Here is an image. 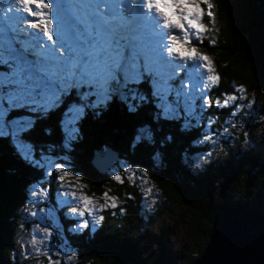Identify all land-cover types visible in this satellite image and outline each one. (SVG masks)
Wrapping results in <instances>:
<instances>
[{
  "label": "snow or ice",
  "instance_id": "snow-or-ice-1",
  "mask_svg": "<svg viewBox=\"0 0 264 264\" xmlns=\"http://www.w3.org/2000/svg\"><path fill=\"white\" fill-rule=\"evenodd\" d=\"M205 17L208 21L214 18L212 0H0V145L6 144L22 164L39 173L27 186L31 207L22 209L25 215L34 218L37 212L32 208L47 205L53 182L58 185L53 197L56 210L71 209L65 213V218L73 221L68 229L71 234L88 232L94 238L105 221V216L97 213L121 211L118 197L103 192L104 202L97 206L94 198L79 188L83 177L72 164V154L83 141L81 124L90 117L99 121L120 108L132 116L149 103L160 119L171 122L178 113V122L186 128L199 121V128L207 124L213 129L209 110L231 108L229 115L236 114L232 101L238 103L241 97L237 94L246 95L247 89L237 85L223 100L213 98L220 76L213 58L196 46L205 40L209 46L217 43L214 36H208L215 29L208 27ZM166 54L167 58L198 57L212 73V88L202 98L204 111H197L200 101L183 110L176 107L175 77H163L161 71ZM57 114L58 150L54 144L38 147L39 134H53L45 122ZM201 139L205 144L211 140L208 134L198 141ZM171 140L169 134L158 142L152 124L139 125L129 149H155L157 143L162 148ZM107 159L118 160L119 154L106 145L97 152L96 161L99 165ZM150 159L163 160V154L154 151ZM121 167L132 183L137 177L150 176L143 167ZM120 171L111 174V180L123 185ZM76 201L78 206H70ZM56 210L39 208L41 213H50L56 228L33 220L32 243L43 233L48 264H63L61 258L71 264L78 253L70 254L76 250L62 235ZM19 227L26 228L23 217ZM57 234L60 245L53 251ZM23 249L27 260L33 252L27 245Z\"/></svg>",
  "mask_w": 264,
  "mask_h": 264
},
{
  "label": "trees",
  "instance_id": "trees-1",
  "mask_svg": "<svg viewBox=\"0 0 264 264\" xmlns=\"http://www.w3.org/2000/svg\"><path fill=\"white\" fill-rule=\"evenodd\" d=\"M218 3L215 31L210 32L217 43L209 46L205 40L201 46V50L215 61L220 76L219 85L211 94L213 98L223 100L226 94L234 91V87L247 84L264 100V0H218ZM229 110L213 108L208 111L209 118L217 122L213 125L215 131L218 124L230 116ZM58 119L57 114L45 122L53 129V134L50 137L39 134L38 147L54 144L58 150L61 139ZM178 121L175 118L171 122L160 119L152 105L145 103L139 113L132 116L120 108L106 114L102 120L90 117L82 122L83 141L72 154V164L83 177L80 182L87 195L100 197L109 191L118 197L121 211L113 213L109 209L103 212L105 221L94 238H90L88 232L83 235L69 233L73 221L66 219L63 212L59 213L63 235L71 240L76 250L74 254L78 253V258L71 264H158L156 259L152 261L145 255V245L153 243L162 254L159 259L165 258L162 250H166L164 247L171 236L165 235L163 229L157 233L152 231L170 205L181 208L180 226L186 228L182 252L178 255L182 264H193L203 253L217 226L229 220L240 218L248 223L252 232L264 231L263 154L238 149L237 159L232 156L226 168L194 174L188 160L204 151H212L210 144L198 141L207 131V124L199 128L200 122L197 121L186 128ZM146 124H152L158 142L169 134L171 142L162 148L157 143L155 149L140 146L131 151L129 143L133 134L139 125ZM213 129H209L212 135L215 134ZM106 145L119 154V159L102 174L94 169L92 159L95 152L103 150ZM157 150L163 154V160L153 161L150 157ZM120 164L150 171L147 179L160 193L156 212L145 208L140 190L128 181V173L122 168L120 174L125 183L120 185L111 180V174ZM38 177L39 173L22 164L6 144L0 145V264H19L15 219L28 202L27 186ZM57 187L53 182L51 189ZM129 196L133 199H128ZM252 200L255 205L251 204ZM62 261L69 264L67 260ZM160 262L169 264L164 260Z\"/></svg>",
  "mask_w": 264,
  "mask_h": 264
},
{
  "label": "rangeland",
  "instance_id": "rangeland-1",
  "mask_svg": "<svg viewBox=\"0 0 264 264\" xmlns=\"http://www.w3.org/2000/svg\"><path fill=\"white\" fill-rule=\"evenodd\" d=\"M165 3H171L172 0H164ZM213 2V20L208 21L207 17L204 18V22L210 26V28H215V23L217 22V16H218V0H212ZM212 33V32H211ZM211 33H208V36L211 37ZM204 44V43H203ZM197 44L196 46L200 48L203 45ZM211 49V48H210ZM184 51V50H182ZM202 51V50H201ZM207 53V52H206ZM208 54V53H207ZM210 56V54H208ZM167 61H174L178 62V60H187L193 63L191 69L189 72L191 75L190 78V87L193 91L192 93L187 90V92H182L179 89V86L174 85L173 87V94L175 96V93H179L178 97H175L176 100V107L178 109H185L192 106V103L195 101H200V103L197 105V111H204L203 106V97H205V93L208 89L212 88V83L214 82V78L212 76V73L207 69L204 65V62L198 58L194 57L192 59H179L178 60L175 57L172 58H166L165 61L162 62V64L166 65ZM177 64V63H176ZM175 63H170L169 68L171 71H173V68H175L177 65ZM163 77H165L163 75ZM246 89V95L243 92L238 93L241 98L239 99V102L232 101V103L235 104V108L233 109L235 115H230L227 117V120H224L221 124H218V129H213L215 134L213 133V136L211 131L209 130L208 126L206 127L207 131L204 134H208V136L211 138L210 144L212 151H209L208 153H200L199 155L193 156V158H190L188 162L191 164V170L194 174H202L205 172H208L209 170L215 169H224L227 166V162L231 161V157L234 156V160H236L238 149H241L242 151H249L251 153L255 154H263L264 156V100L261 98L255 91L250 90L249 87H247V84H242ZM237 87V86H236ZM234 87V89L236 88ZM188 88V87H187ZM234 92V91H233ZM231 111V108H229ZM173 118L179 119V114H174ZM187 117H185L186 119ZM215 123L216 120H214ZM214 123V124H215ZM202 144L203 139L201 140ZM210 154V158H209ZM122 165L120 164L119 168ZM118 169V168H116ZM115 169V171H117ZM123 170V169H122ZM123 172V171H122ZM138 180V181H137ZM147 178H141L137 177L136 180L133 181V183L136 185V187L140 190L143 203L145 208L147 206V210L150 209V211L156 212V204H160L158 201V198H160V193L156 190L155 185L149 181L146 183ZM132 183V182H131ZM132 183V184H133ZM46 187L48 185H45ZM216 186V184H215ZM66 189L71 192V188L66 184ZM79 188L83 190V192L86 194L85 186L79 182ZM148 189H151L149 192ZM57 188L51 189V192L49 193V202L47 205L45 204H38L36 207H33L32 210L36 211V216L30 217L25 215V213L21 210L19 217H17L16 220V233H15V241H16V249H17V259L19 264H48L46 254H47V247H45L46 240L44 238L43 233L37 238L36 243H32V237L31 235L35 232L36 225L33 224V220L36 222V224H45L47 226L52 227L53 229L56 228V225H53L50 220V213L45 212L41 213L39 211V208L47 207L49 209L56 210L55 206V200L53 199ZM109 193V191H106ZM79 195V192H78ZM109 195H111L109 193ZM113 196V195H112ZM96 205H100L103 203L102 196L100 197H94ZM114 197V196H113ZM26 200H28L27 206L25 203V207H31L30 198L28 197V193L26 194ZM156 201V203H154ZM163 202V201H162ZM264 203V202H263ZM79 202L76 201L73 205L70 206H78ZM251 204H256L253 200L251 201ZM250 204V205H251ZM253 206V205H251ZM170 209V212L167 209L163 217L159 219L157 222V226L153 229V233H157L159 230L163 229L165 231V235L169 234L171 237L167 240V245L164 247L166 250H162L163 253L166 254L164 259H159L162 254L157 251V246L153 243H147L145 245V255L150 257V260L156 259L155 262H158L160 264V261H166L169 264H182L183 260H180V257L178 255L182 252L183 242H184V233H185V227L180 226V220L182 219V212L181 208L176 205H170L168 206ZM24 208V207H23ZM22 208V209H23ZM155 209V210H153ZM71 209H63V210H56V214L59 216L60 219V212H63L64 215L66 212L70 213ZM152 212V213H153ZM98 215H102V213H97ZM23 217V220L26 222V228L21 229L19 227V223L21 221V218ZM78 219V218H77ZM69 220V219H68ZM39 227V225H37ZM29 230H32L31 232ZM168 230V232H167ZM63 235V232H62ZM64 236V235H63ZM171 238V239H170ZM59 240V234L54 235L53 237V251L56 247H59L60 242H57ZM23 245H27L29 247V251L33 252V255L29 257V259L24 260L22 253H23ZM33 249H36L37 251L34 252ZM74 254V253H70ZM64 259V258H62ZM66 261V259H64Z\"/></svg>",
  "mask_w": 264,
  "mask_h": 264
},
{
  "label": "water",
  "instance_id": "water-1",
  "mask_svg": "<svg viewBox=\"0 0 264 264\" xmlns=\"http://www.w3.org/2000/svg\"><path fill=\"white\" fill-rule=\"evenodd\" d=\"M94 169L102 174L118 160L96 161ZM264 231L252 232L248 223L240 218L229 220L215 229L201 256L193 264H264Z\"/></svg>",
  "mask_w": 264,
  "mask_h": 264
}]
</instances>
